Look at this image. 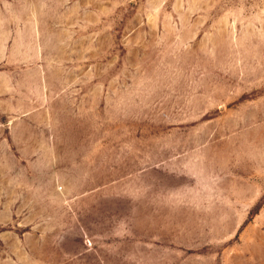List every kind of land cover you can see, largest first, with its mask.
I'll list each match as a JSON object with an SVG mask.
<instances>
[{"label": "rangeland", "instance_id": "1", "mask_svg": "<svg viewBox=\"0 0 264 264\" xmlns=\"http://www.w3.org/2000/svg\"><path fill=\"white\" fill-rule=\"evenodd\" d=\"M0 264H264V0H0Z\"/></svg>", "mask_w": 264, "mask_h": 264}]
</instances>
